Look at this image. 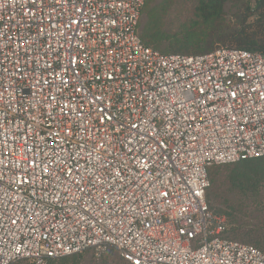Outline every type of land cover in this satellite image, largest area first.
I'll return each instance as SVG.
<instances>
[{"label":"built area","instance_id":"built-area-1","mask_svg":"<svg viewBox=\"0 0 264 264\" xmlns=\"http://www.w3.org/2000/svg\"><path fill=\"white\" fill-rule=\"evenodd\" d=\"M144 4L0 0V264H264L206 196L264 156V53L158 51Z\"/></svg>","mask_w":264,"mask_h":264},{"label":"trees","instance_id":"trees-1","mask_svg":"<svg viewBox=\"0 0 264 264\" xmlns=\"http://www.w3.org/2000/svg\"><path fill=\"white\" fill-rule=\"evenodd\" d=\"M183 1L145 0L146 23L139 33L147 46L166 54L196 55L223 47L264 53V0H196L192 16L172 18L178 24L169 27L167 10ZM209 176V207L225 218L228 237L264 252V156L213 165ZM108 250L98 257L85 250L48 258L45 264H110L117 250ZM117 254L113 264H132ZM15 264L36 263L24 259Z\"/></svg>","mask_w":264,"mask_h":264},{"label":"rangeland","instance_id":"rangeland-1","mask_svg":"<svg viewBox=\"0 0 264 264\" xmlns=\"http://www.w3.org/2000/svg\"><path fill=\"white\" fill-rule=\"evenodd\" d=\"M196 4H197L196 0H185L181 3H178V4L171 6L167 10L168 15H170V17H171V19H168V21H171L168 26L169 27L177 26L178 20H173L172 18H175V19L190 18L192 16L194 10H195ZM145 23H146V17L141 12V17H140V21H139V25H138L139 31H141V29L143 28V25ZM111 250L115 251V248H111ZM108 251H106V252H108ZM89 253L94 254V256H97V257L100 256V254H97L95 251H92V250H90ZM89 256L91 257V255H89ZM117 257H118V254H117V251H115V253L112 255V257H110V258H112V259H110V264L115 263Z\"/></svg>","mask_w":264,"mask_h":264},{"label":"snow or ice","instance_id":"snow-or-ice-1","mask_svg":"<svg viewBox=\"0 0 264 264\" xmlns=\"http://www.w3.org/2000/svg\"><path fill=\"white\" fill-rule=\"evenodd\" d=\"M232 95L235 96L236 93H232ZM0 163H2V161H0ZM40 170H41V171H45V170H46L45 167H44V165H41V166H40ZM12 223H15V220H13Z\"/></svg>","mask_w":264,"mask_h":264}]
</instances>
